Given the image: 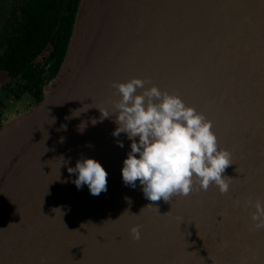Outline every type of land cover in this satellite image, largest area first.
I'll use <instances>...</instances> for the list:
<instances>
[{
    "label": "water",
    "instance_id": "95a60500",
    "mask_svg": "<svg viewBox=\"0 0 264 264\" xmlns=\"http://www.w3.org/2000/svg\"><path fill=\"white\" fill-rule=\"evenodd\" d=\"M133 77L211 121L219 148L231 153L227 193L194 183L186 196L151 201L139 182L125 185L131 141L114 137V115L101 120L99 109L112 111V83ZM84 157L108 171L106 192L72 182L67 169ZM257 198L264 0H81L43 100L0 127V264H264V228L248 206Z\"/></svg>",
    "mask_w": 264,
    "mask_h": 264
},
{
    "label": "clouds",
    "instance_id": "9594fccd",
    "mask_svg": "<svg viewBox=\"0 0 264 264\" xmlns=\"http://www.w3.org/2000/svg\"><path fill=\"white\" fill-rule=\"evenodd\" d=\"M146 83L136 77L114 81L112 87L118 99L112 102L113 110L99 109L101 120L114 115L117 127L112 135L125 133L131 141L121 169L125 185L135 188L139 182L151 201L186 196L194 183L204 190L215 184L222 194L227 193L230 177L222 173L232 164L231 153L219 148L211 121L178 95L162 91L157 85L145 87ZM91 122L94 125L98 121ZM84 127L81 124L80 130ZM117 143L124 146L123 140ZM67 170L75 174L72 182L78 189L87 185L93 195L107 191L108 171L98 159H78ZM126 200L131 204L130 198ZM248 206L254 209L251 219L255 227L264 228V199L249 200ZM141 227L134 225L130 229L134 240L141 238Z\"/></svg>",
    "mask_w": 264,
    "mask_h": 264
},
{
    "label": "trees",
    "instance_id": "16d2710c",
    "mask_svg": "<svg viewBox=\"0 0 264 264\" xmlns=\"http://www.w3.org/2000/svg\"><path fill=\"white\" fill-rule=\"evenodd\" d=\"M81 0H0V72L9 96L43 100L45 86L58 74L72 38ZM0 99V127L7 122Z\"/></svg>",
    "mask_w": 264,
    "mask_h": 264
},
{
    "label": "rangeland",
    "instance_id": "374dc122",
    "mask_svg": "<svg viewBox=\"0 0 264 264\" xmlns=\"http://www.w3.org/2000/svg\"><path fill=\"white\" fill-rule=\"evenodd\" d=\"M8 81H10L8 73L6 71L0 72V94H2V97L7 103V118L9 119L29 109V103L28 101H25V99H16L12 94L9 96L6 88L4 92V87Z\"/></svg>",
    "mask_w": 264,
    "mask_h": 264
},
{
    "label": "flooded vegetation",
    "instance_id": "af4514ba",
    "mask_svg": "<svg viewBox=\"0 0 264 264\" xmlns=\"http://www.w3.org/2000/svg\"><path fill=\"white\" fill-rule=\"evenodd\" d=\"M5 88H6V87H4V92H5ZM1 98L3 99L2 94H0V99H1ZM5 102H6V101H5ZM6 108H7V103H6Z\"/></svg>",
    "mask_w": 264,
    "mask_h": 264
}]
</instances>
